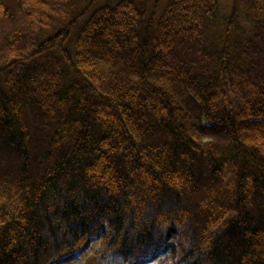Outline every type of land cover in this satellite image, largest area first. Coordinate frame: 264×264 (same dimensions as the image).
<instances>
[{
    "label": "trees",
    "instance_id": "1",
    "mask_svg": "<svg viewBox=\"0 0 264 264\" xmlns=\"http://www.w3.org/2000/svg\"><path fill=\"white\" fill-rule=\"evenodd\" d=\"M232 2L0 0V264L172 225L170 264H264V0Z\"/></svg>",
    "mask_w": 264,
    "mask_h": 264
},
{
    "label": "rangeland",
    "instance_id": "2",
    "mask_svg": "<svg viewBox=\"0 0 264 264\" xmlns=\"http://www.w3.org/2000/svg\"><path fill=\"white\" fill-rule=\"evenodd\" d=\"M168 0H160V5L163 8ZM223 14L227 15L233 8L232 0H221ZM181 232V228L172 225L165 229V239L167 242L166 247L162 251L154 253V255L149 258L144 264H170L175 262L179 255L177 240L178 235ZM101 237V236H100ZM97 237L92 240V253L93 254L102 242V238ZM86 259L82 255L70 256L66 259L65 264H85ZM67 262V263H66ZM63 263V262H62Z\"/></svg>",
    "mask_w": 264,
    "mask_h": 264
}]
</instances>
